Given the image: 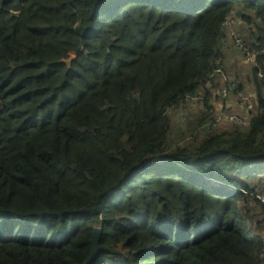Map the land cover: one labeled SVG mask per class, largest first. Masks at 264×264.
I'll return each instance as SVG.
<instances>
[{"label": "trees", "instance_id": "1", "mask_svg": "<svg viewBox=\"0 0 264 264\" xmlns=\"http://www.w3.org/2000/svg\"><path fill=\"white\" fill-rule=\"evenodd\" d=\"M231 15L257 104L211 133ZM263 40L264 0H0V264H86L97 228L89 264H264Z\"/></svg>", "mask_w": 264, "mask_h": 264}, {"label": "built area", "instance_id": "2", "mask_svg": "<svg viewBox=\"0 0 264 264\" xmlns=\"http://www.w3.org/2000/svg\"><path fill=\"white\" fill-rule=\"evenodd\" d=\"M239 20L236 19L234 15H231L228 17L224 24L223 28L226 31V40H225V47L229 46L235 48L241 55L245 65L247 68V77L251 78L253 77V68L255 67L256 62V56L257 54L252 50V43L254 40L253 35L249 36V40H246L245 37H243L236 28V22ZM229 39L231 41H229ZM262 47L264 49V40L262 41ZM215 77L218 79L219 87L217 89V94L225 99L229 96H237L241 103L245 106L246 110L251 112L254 109V103L250 96L246 95L243 92H237V83L234 80H228V77L225 72L224 64L219 65L213 72L212 78ZM257 77L261 78L262 73L258 72ZM209 83H206L207 86ZM193 104L197 107H200L204 105V96L203 91L198 93L197 95L188 96L185 99V103L181 104V107H183L186 104ZM252 115H249L248 117H242L240 115H237L233 113L231 110H224L221 113L217 114L214 118L211 119L209 123L205 125L207 130H211L216 123L221 121H227L232 126H236L239 128H247L249 125V121ZM256 198L264 204V193L257 194Z\"/></svg>", "mask_w": 264, "mask_h": 264}, {"label": "crops", "instance_id": "3", "mask_svg": "<svg viewBox=\"0 0 264 264\" xmlns=\"http://www.w3.org/2000/svg\"><path fill=\"white\" fill-rule=\"evenodd\" d=\"M226 59L224 63V68L228 80H234L237 83V87H240L241 92L250 96L253 100L254 106H256V91L252 82V79L247 77V66L245 65L240 53L233 47H226L225 51ZM216 84L218 79L215 80ZM216 88L212 99L209 101V108L212 111V118L224 110H231L233 113L240 115L242 117H248L252 115L254 111H247L245 106L241 103L237 96H229L225 99L221 98L217 94ZM204 107H197L191 103L178 108L177 111L169 112L168 116L170 119V125L172 130H175L174 124L181 123L175 131H184L186 125L193 122L199 118V115L203 112ZM232 125L227 121H221L216 123L214 127L210 130L211 133H220L222 131L230 129ZM206 133V132H205Z\"/></svg>", "mask_w": 264, "mask_h": 264}, {"label": "water", "instance_id": "4", "mask_svg": "<svg viewBox=\"0 0 264 264\" xmlns=\"http://www.w3.org/2000/svg\"><path fill=\"white\" fill-rule=\"evenodd\" d=\"M75 58H76V55L75 54H71V55L68 56V58H62L59 61H57L55 64H57V65H61V64L66 65L67 72H68L71 69V64L75 60ZM100 234H101L100 228L95 229L94 237H93V244H92V248H91V254H90V257L87 260L86 264L91 263L93 261V259L95 258L96 254L100 250V247H99Z\"/></svg>", "mask_w": 264, "mask_h": 264}, {"label": "rangeland", "instance_id": "5", "mask_svg": "<svg viewBox=\"0 0 264 264\" xmlns=\"http://www.w3.org/2000/svg\"><path fill=\"white\" fill-rule=\"evenodd\" d=\"M229 41H231L230 39H229ZM253 111L255 112V110L253 109ZM182 124L181 123H178V124H174V129L176 130L177 128H179V126H181ZM175 130H173L174 132H175Z\"/></svg>", "mask_w": 264, "mask_h": 264}]
</instances>
